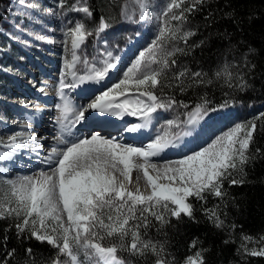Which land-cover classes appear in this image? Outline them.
Segmentation results:
<instances>
[{"label":"snow or ice","instance_id":"snow-or-ice-1","mask_svg":"<svg viewBox=\"0 0 264 264\" xmlns=\"http://www.w3.org/2000/svg\"><path fill=\"white\" fill-rule=\"evenodd\" d=\"M205 3L207 0H167L156 38L133 60L118 83L97 95L87 107L79 109L67 99L64 89L87 82H102L116 68L115 60L118 58L106 50L99 61L82 60L77 50L93 33L82 21H76L73 27L67 28L64 45L71 53V61L66 60L65 67L72 70L68 74L73 81L66 83L65 74L59 81L63 100V104L58 106L62 130L67 128L63 122L69 114H74L71 123L75 126L85 120L87 112L94 111L120 119L138 117L141 123L125 129L128 133H136L152 125L161 110L188 109L184 102H178L172 96L161 97L156 91L177 87L184 92L188 87L212 83L210 79H204L207 74L186 68L174 73L170 79L167 75L177 63L174 59L176 54H187L183 48L174 45L169 49L167 45L180 40L188 46V40L196 33L183 31V24L187 22V14L199 11ZM135 4L139 19L144 20L150 0H135ZM58 6L69 12L83 13L85 18L93 16L88 0H75L71 6H67V0H59ZM122 16L132 19L127 10L122 11ZM173 21L178 23L173 24ZM109 27L102 16L95 32L102 33ZM188 47L190 49L191 46ZM78 63L84 65V75H77L74 71ZM221 75L232 87V73L227 69L216 73L218 78ZM238 79L241 81L239 88L243 90L247 85L243 77ZM228 105L229 101H225L220 107ZM217 110L209 107V101L203 99L191 111L177 113L161 125V134L146 147L122 144L100 133L73 142L57 137L65 147L53 146L44 157L42 163L53 166L50 171L40 170L33 175L0 180V220L14 218L18 234L28 232L36 240L46 241L57 249V256L51 264H125L118 256L120 251L136 257L150 253L156 257L154 264H174V261L166 259L164 246L144 239L141 229L146 233L153 219L161 228L169 225L173 218L177 222L184 216L194 220L191 198L205 201V193H209L222 199L225 181L229 184L243 183L234 174L244 175L245 165L253 158L250 146L254 142L257 124L254 120L236 123L206 146L179 159L157 164L153 158L179 147L185 137L193 135L205 117ZM181 115L185 119L181 120ZM36 140L35 136L17 132L7 142L0 141L9 150L0 153V161L11 160L19 149L29 147L28 141ZM39 147L37 144L33 151ZM256 152L259 153L260 149L257 148ZM133 171L140 173L135 181ZM141 180L144 190L140 186ZM133 184L134 188L131 187ZM205 214L217 228L224 227L217 209H205ZM244 239L252 241L251 237ZM105 240L114 242L105 245ZM197 242L194 239L190 248H195ZM244 250L251 256H264V247L249 250L244 246ZM204 251L197 250L185 257L183 264H205Z\"/></svg>","mask_w":264,"mask_h":264},{"label":"trees","instance_id":"trees-1","mask_svg":"<svg viewBox=\"0 0 264 264\" xmlns=\"http://www.w3.org/2000/svg\"><path fill=\"white\" fill-rule=\"evenodd\" d=\"M88 5L93 11L94 28L89 30L93 34L87 37V49L92 52L96 42L95 29L102 16L108 21L107 13L112 8L104 0H88ZM187 15L183 31H194L196 35L188 40L190 49L183 41L171 42L185 49L187 54H176L174 59L177 63L167 75L170 79L174 73L186 68L191 72L207 74L204 79H210L212 83L188 87L184 92L177 87H165L162 92L157 90L156 94L172 96L176 101L187 104L188 109L180 108L182 113L192 110L203 99H207L209 107L214 108H219L225 101H229L228 106L242 105L245 113L251 106L264 104V0H207L199 11ZM225 69L232 73V87L228 86L223 75L216 76L217 72L223 73ZM238 77H243L247 85L243 90L239 88L241 81ZM262 114L264 111L255 110L251 115V121L257 124L254 142L250 146L253 158L245 165L244 175L234 174L243 183L229 184L225 181L222 199L209 193H205V201L191 198L195 209L194 220L184 216L177 222L173 218L169 225L161 228L153 219L146 233L141 229L144 239L164 246L167 260L183 264L185 257L203 249L206 250L203 253L205 264H264V256L248 255L243 246L257 241L247 248L264 247ZM205 209H217L224 227L217 228L208 219ZM16 223L9 218L0 220V264H51L57 256V249L36 240L28 232L18 234ZM244 237H251L252 241H246ZM194 239L198 241L197 245L190 248ZM112 242L105 240L104 244ZM118 256L125 264H154L156 259L150 253L145 257H136L127 251L118 252Z\"/></svg>","mask_w":264,"mask_h":264},{"label":"rangeland","instance_id":"rangeland-1","mask_svg":"<svg viewBox=\"0 0 264 264\" xmlns=\"http://www.w3.org/2000/svg\"><path fill=\"white\" fill-rule=\"evenodd\" d=\"M104 1L112 8L107 13V22L110 25L109 31L107 30V33H109L107 40L112 46L116 45L119 40L127 41L129 39L128 36H132L137 31H140L143 37H135L133 40L128 41L129 45L136 43L137 46L134 51L139 49V52L136 51L135 57L129 59L128 62H123V67L126 66L123 71L124 73L139 53L147 48L158 35L163 21V8L167 0H150V5L145 11L144 20L139 19V11L135 0ZM72 2L75 3V0H67V6H71ZM129 2L133 4L127 5ZM29 5H36V7H29ZM58 5L59 0H23V3L21 0L2 1L0 6V99L2 100L0 101V118L8 122L9 125L0 122V140H8L10 136L19 132V127L24 126L22 120L27 111L25 108H31L33 106L31 104H34L33 100L38 102L37 100L40 98L45 99L49 95L51 97L56 96L53 86L61 79L63 72L66 74L65 61H69L68 59L71 58L70 51H66L65 49L64 31L67 28L73 27L76 21L84 22L88 30H93L94 28L92 17L85 18L83 13L69 12ZM124 10L129 11L132 15L131 20L123 18L122 11ZM53 12L56 14H53ZM172 23L176 24L178 22L173 21ZM119 36L122 39H119ZM38 37H44V39ZM104 44L105 39H98L95 45L94 61L102 59L99 48ZM174 45L176 46L175 42H170L167 47L170 49ZM90 53L91 50L90 52L87 50L85 58ZM123 73L121 78H123ZM31 76L35 78L32 79ZM40 84L51 85L49 93L45 94L48 87L41 86ZM36 87L42 89L41 94L45 95L40 96L41 94H36ZM33 95H36V97ZM51 99H53L51 102L42 103L43 106L49 105L56 108L62 105L60 97H53ZM25 100L26 102L23 103ZM13 101L21 107L12 105ZM10 102L11 104H9ZM255 110L264 111V105H258ZM255 110L250 107L246 113H242V115L237 114V116L224 121L221 127L211 132L213 139L236 123L251 121V115L254 114ZM27 112L28 114H35L37 111L29 109ZM177 113H182V110L175 108L168 112L162 111L161 115L166 116L164 119L169 120L173 119ZM56 116L54 114L50 117L52 119L50 123L55 124L57 122ZM180 119H182V115ZM8 129H12V132L6 131ZM220 129L222 130L220 131ZM58 132L59 130L51 133V135L56 134L55 140L59 136ZM52 147H49L50 151ZM50 151L48 152L50 153ZM19 174L16 171L11 176L0 175V180L15 179ZM131 187L134 188L135 185L133 184ZM9 219L17 222L14 218ZM256 243L258 242L256 241L251 244ZM251 244L248 243L246 247Z\"/></svg>","mask_w":264,"mask_h":264},{"label":"bare ground","instance_id":"bare-ground-1","mask_svg":"<svg viewBox=\"0 0 264 264\" xmlns=\"http://www.w3.org/2000/svg\"><path fill=\"white\" fill-rule=\"evenodd\" d=\"M97 66H99V64H97ZM85 70V69H84ZM83 70V72H84ZM62 71V70H61ZM66 73H68V69L65 70ZM63 72V71H62ZM64 74V72L62 73ZM69 74H65V77H68ZM44 88V87H43ZM107 90V89H105ZM103 90V91H105ZM46 92V91H44ZM101 92H98L96 94H94L92 97H90V99H87V102L86 103H83V107H87L88 103L89 102H92V100L97 96L99 95ZM34 96V95H33ZM36 96V95H35ZM26 100H29V99H26ZM23 101V103L26 102ZM40 100V99H39ZM53 100V99H52ZM52 100H49V99H46V103L47 102H51ZM89 100V101H88ZM33 105L32 107H34V104H31ZM30 105V106H31ZM42 103L39 104V106H41ZM31 107V108H32ZM30 108V107H29ZM34 111V110H33ZM37 111V110H36ZM40 113L43 112V114L41 115V118H40V121L38 123H36V125L33 127V130L31 132H29L30 134H32V136H35L37 138V140L35 142L33 141H28V144L30 145L29 147L31 149H33L37 144L44 147V156L46 157L48 155V151H49V147L50 146H56L55 145V135H51V133L53 132H57L58 130H60V128H62V124L60 123V111H59V108L58 107H50L49 105H46V106H43L41 108V110L39 111ZM57 115V122L55 124H52L50 123V121L52 122V119L50 118L52 115ZM30 115H32L33 117H36L34 116V113H31ZM165 116H162V119L160 120L159 124H160V133L158 134H161V125H163L167 119H164ZM74 118V114H71L70 115V118H68L67 120H65L63 123L64 125H67V123ZM31 122H34V120H32ZM30 124V123H29ZM95 130H83V126L80 125L76 128V134H75V140L77 139H81V137L85 136L86 137H90L93 133H98V131H96V128H93ZM199 133V132H198ZM196 133V134H198ZM58 137H60L61 139L65 140L66 138V135H59ZM58 140V139H57ZM132 146H135V147H142L141 145H132ZM206 146V144L204 145ZM65 147V146H64ZM203 147V146H201ZM201 147H198L197 149L195 150H199ZM194 150V151H195ZM184 153H182L181 155H183ZM172 160V159H171ZM165 161V160H164ZM164 161H155L154 163H157V164H160V163H163ZM53 167V166H51ZM50 168H42V170L44 171H50ZM39 168V167H38ZM38 168L31 172V173H26V174H23L21 176H24V175H33L35 173H37L38 171ZM40 171V170H39ZM140 175V173L136 172V171H133L132 173V178H133V181H135V178ZM135 185V184H134ZM140 186L142 187V190H144V182L143 180H141L140 182Z\"/></svg>","mask_w":264,"mask_h":264}]
</instances>
